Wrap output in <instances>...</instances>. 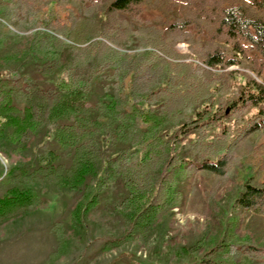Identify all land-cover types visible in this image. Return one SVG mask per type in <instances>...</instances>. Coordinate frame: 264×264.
Wrapping results in <instances>:
<instances>
[{
  "label": "trees",
  "instance_id": "16d2710c",
  "mask_svg": "<svg viewBox=\"0 0 264 264\" xmlns=\"http://www.w3.org/2000/svg\"><path fill=\"white\" fill-rule=\"evenodd\" d=\"M157 8L153 19H143ZM0 18L6 29L15 19L24 23L22 37L30 41L20 52L54 77L44 85L22 67L0 66V151L31 148L45 128L49 137L20 180L91 187L76 205L78 222L120 181L132 231L157 226L184 208L186 173L226 174L242 140L264 129V0H0ZM180 42L190 51H179ZM243 58L262 81L229 69ZM98 83L104 93L93 101ZM249 106L254 112L230 138L226 111L241 116ZM263 146L264 139L249 147ZM245 174L235 205L264 216V156ZM15 176L0 172V181ZM38 197L29 185L8 188L0 196V223ZM208 242L184 247L202 253L187 264H264V246L252 236L224 228Z\"/></svg>",
  "mask_w": 264,
  "mask_h": 264
},
{
  "label": "rangeland",
  "instance_id": "374dc122",
  "mask_svg": "<svg viewBox=\"0 0 264 264\" xmlns=\"http://www.w3.org/2000/svg\"><path fill=\"white\" fill-rule=\"evenodd\" d=\"M157 12L158 8L147 9L143 19L151 20ZM10 22L9 29L0 24V66L22 67L41 84H51L54 77L39 72L20 52V45L30 39L22 37V28L26 26L17 19ZM134 24L145 25L138 21ZM30 29L26 28L27 33L32 32ZM177 48L181 52L190 51L188 42L178 43ZM249 54L256 56L254 51ZM243 60V64L232 65L229 69L248 71L262 81L252 70L251 63ZM103 93V87L98 83L92 100L96 101ZM253 112L250 106L241 116L230 114L229 109L226 111L224 118L230 138L237 136L248 114ZM48 137L46 129L41 128L31 148L14 153L0 151V172L5 174L13 170L18 178L15 182L0 181V196L14 185H29L39 194L34 206L20 216L0 223V264H187L199 259L202 253L191 250L187 254L184 247L189 248L202 238L209 240L207 246H210L224 228L236 232L237 237L252 236L257 244L264 246V216L241 211L235 205V198L247 176L242 177L243 172L247 168L251 170V164L264 156V146L249 147L264 139V129L254 131L242 140L239 158L226 174L209 170L186 173L182 182L184 208H175V213L157 226L137 232L132 231L131 220L126 216L132 209L123 208L127 190L120 181L112 183L103 192L100 203L89 213H80L82 220L78 222L76 205L83 201L91 187L68 189L49 179L33 181L26 177L27 183L20 180L28 171L32 172L36 152ZM51 145L57 147L53 142ZM62 153V159L66 160L67 154ZM248 160L251 161L249 165L243 164ZM258 176L257 180L263 178L261 173ZM129 232H132L131 236L127 235ZM114 240L122 242L115 245Z\"/></svg>",
  "mask_w": 264,
  "mask_h": 264
}]
</instances>
